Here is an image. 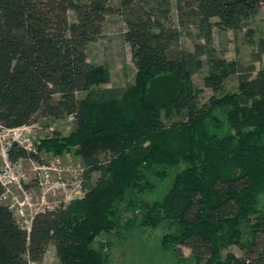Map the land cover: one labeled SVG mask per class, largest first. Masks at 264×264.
Segmentation results:
<instances>
[{
	"label": "trees",
	"instance_id": "obj_1",
	"mask_svg": "<svg viewBox=\"0 0 264 264\" xmlns=\"http://www.w3.org/2000/svg\"><path fill=\"white\" fill-rule=\"evenodd\" d=\"M110 1L0 0V125H30L37 114L72 116L69 135L56 133L38 148L73 151L84 166L83 196L38 211L29 230L0 203V264H45L51 242L62 264H110L105 250L113 243H95L103 234L122 237L126 198L128 208H139L142 225H176L163 235V247L185 245L204 264H261L223 257L222 250L242 245L245 226L250 251L264 237V67L255 75L235 63L210 71L204 85L213 94L200 104L192 76L202 67V47L179 45L172 0H120L137 72L132 84L103 88L108 70L89 61L88 47L114 11ZM176 6L181 23H198L211 43L213 27L240 30L264 0ZM231 75L238 76L233 92L225 90ZM9 157L27 153L14 145ZM95 170L101 175L91 182ZM163 183L162 196L141 198Z\"/></svg>",
	"mask_w": 264,
	"mask_h": 264
},
{
	"label": "rangeland",
	"instance_id": "obj_2",
	"mask_svg": "<svg viewBox=\"0 0 264 264\" xmlns=\"http://www.w3.org/2000/svg\"><path fill=\"white\" fill-rule=\"evenodd\" d=\"M119 2L120 0L110 1L114 11L106 15L101 35L88 47L89 61L104 65L108 70L109 81L101 84L103 88L125 87L132 84L137 72L130 44L125 39L128 25L118 9ZM69 16L71 21L75 19L72 11ZM171 16L172 23L179 28L181 33L179 45L190 51H194L196 46L202 47V67L192 76V84L198 92L200 104L207 102L213 94L212 89L204 85V79L210 71H221L228 64L235 63L240 64L242 68L251 70L255 75L258 69L264 67V6L255 15L245 19L240 30L213 27L211 43H206L198 23L189 21L181 23L176 0H172ZM237 87L238 76L231 75L225 83V90L233 92L237 90ZM84 94L79 93L80 96ZM186 116L185 112L175 114L171 118H166L165 121L170 124L172 121ZM30 125L33 130V138L40 145L42 140L52 137L56 133L61 136L69 135L75 129V120L72 116L54 118L37 114ZM106 158V155H101L102 160ZM38 161L52 167L51 185L64 182L66 187H54L49 191L42 190L33 179L35 173L32 164L25 161L24 171L28 176L26 180L29 182L27 188L33 196L35 211L60 203L67 206L75 198L83 196L84 187L81 181L84 166L81 158L75 152L55 153L42 149ZM100 175L99 170L93 171L90 181L95 182ZM163 184H159L161 187L158 191L143 195L141 198L152 202L162 196L166 189V183ZM120 207L122 210V237H118L114 233H111V236L103 234L97 238L95 243L98 245L99 241L103 242L107 239L113 243L105 250L106 253H110V264H204V261H198L191 249L185 245L172 248L163 247L162 237L165 233L175 229L174 223L167 220L155 227L145 226L140 223L139 208H128L127 198L120 203ZM254 221L255 219L252 218V222ZM251 240V227L245 226L242 245H230L222 250V256L225 257L228 253H232L238 258H248L250 261L264 264L263 234L259 236L258 244L253 246L252 251L249 250ZM43 261L45 264H62L54 242L47 246Z\"/></svg>",
	"mask_w": 264,
	"mask_h": 264
},
{
	"label": "built area",
	"instance_id": "obj_3",
	"mask_svg": "<svg viewBox=\"0 0 264 264\" xmlns=\"http://www.w3.org/2000/svg\"><path fill=\"white\" fill-rule=\"evenodd\" d=\"M14 145L23 148L27 153V157L12 160L9 157V149ZM0 154L2 156L0 182L4 187V191L0 195V203L7 205L14 213L18 222L29 230L33 217L39 210L35 211L33 196L27 188L29 182L26 180L28 176L24 171L25 161H29L32 164V169L35 173L33 179L42 190L49 191L54 187H66V184L62 182L51 185L52 167L38 161L37 157L40 151L38 144L33 138L31 125L14 128H6L0 125ZM52 207L45 206L42 210Z\"/></svg>",
	"mask_w": 264,
	"mask_h": 264
}]
</instances>
